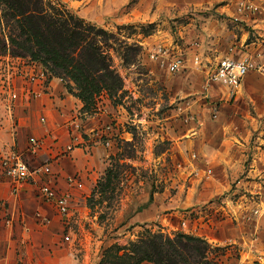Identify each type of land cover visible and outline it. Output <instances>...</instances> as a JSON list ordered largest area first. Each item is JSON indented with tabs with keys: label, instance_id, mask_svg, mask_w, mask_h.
<instances>
[{
	"label": "rangeland",
	"instance_id": "rangeland-1",
	"mask_svg": "<svg viewBox=\"0 0 264 264\" xmlns=\"http://www.w3.org/2000/svg\"><path fill=\"white\" fill-rule=\"evenodd\" d=\"M42 1L49 12H69L114 35L98 45L121 88L81 109L65 87L81 103L72 138L85 142L75 146L108 148L85 165L91 179L96 183L107 167L112 179L89 199L68 194L69 213L54 211L58 224L34 214L45 237L20 219L6 224L10 215L0 203V264H264V0ZM5 10L0 1V107L6 110V73L15 92L30 84L15 72L27 76L40 67L53 75L49 65L12 51ZM158 45L179 52L184 68L171 72L151 59ZM229 48L254 62L230 97L208 83L205 65ZM60 80L77 92L64 74ZM103 109L104 120L85 132L86 119ZM101 127L107 134L98 133ZM50 160L42 156L37 164L51 166ZM58 175L68 188L78 176Z\"/></svg>",
	"mask_w": 264,
	"mask_h": 264
},
{
	"label": "crops",
	"instance_id": "crops-1",
	"mask_svg": "<svg viewBox=\"0 0 264 264\" xmlns=\"http://www.w3.org/2000/svg\"><path fill=\"white\" fill-rule=\"evenodd\" d=\"M49 89L50 91L39 96L24 95L18 100L12 113L13 116L0 107V156L7 154L10 150H15L30 166L38 165L37 160L45 156L51 159L54 181L59 189L73 196L85 198L95 184V179H91V174L85 165L106 156L108 148L105 145L89 144H87L88 148H85L87 150L81 146L76 147L75 144L78 142H85L81 136L76 139L72 138L76 130L71 124L75 121L74 117L77 118L76 110L81 103L79 99L68 93L60 78L52 76L49 80ZM95 115L86 119L85 124L87 122L89 124L84 125L85 132L89 133L93 125L99 124L101 119L104 120V109ZM103 123L105 124V121ZM31 137L40 138L42 142L35 152L29 149V138ZM67 144H71L72 148L64 154L57 155L58 150H65ZM59 173L61 175L77 173L74 186L68 188L66 181L58 175ZM41 181L38 179L36 183L30 182L13 196L8 192V181L0 177V203L5 204L4 209L6 208L5 211L12 220L13 218L20 219L23 223L22 227L28 226L29 231L36 229L35 232L45 237L48 235L47 230L38 227L32 219L34 214L39 213L49 218L51 225L58 224L59 217L39 196L38 185ZM17 223L16 221L14 224ZM10 263L15 262L11 260Z\"/></svg>",
	"mask_w": 264,
	"mask_h": 264
},
{
	"label": "trees",
	"instance_id": "trees-1",
	"mask_svg": "<svg viewBox=\"0 0 264 264\" xmlns=\"http://www.w3.org/2000/svg\"><path fill=\"white\" fill-rule=\"evenodd\" d=\"M0 1L6 8V20H12L13 35L8 38L12 51L17 55L27 54L31 59L49 65L51 71L47 70L53 76L62 79L64 74L73 81L77 92L71 91L67 84L64 86L81 100V109L93 105L101 92L113 94L121 88L120 76L112 69L105 51L98 45L99 41L106 42L114 37L112 33L86 24L69 12H49L42 0ZM4 46V39L0 37V47ZM110 171L109 167L105 169L90 195L109 187L112 179Z\"/></svg>",
	"mask_w": 264,
	"mask_h": 264
},
{
	"label": "built area",
	"instance_id": "built-area-1",
	"mask_svg": "<svg viewBox=\"0 0 264 264\" xmlns=\"http://www.w3.org/2000/svg\"><path fill=\"white\" fill-rule=\"evenodd\" d=\"M149 53L151 59L156 61L160 66H164L171 72L179 71L184 68L185 60L179 52L169 51L161 45L152 48ZM195 62H201L199 56H195ZM207 67L206 75L207 81L210 84H216L225 91L228 97L233 96L238 87L242 84L248 72L254 68V62L249 56H235L232 48H229L221 56H216L213 61L208 60L205 63ZM14 77H19L21 84L22 81L30 83L23 90H17L11 85L10 77L12 74L6 73V81L1 86L5 87L7 96L3 100L7 113L11 115V104L18 102L20 98L28 94L30 96H39L44 89H47L50 76L43 68H37L35 71L30 72L27 76H22L21 72H15ZM52 77V76H51ZM220 89V88H219ZM4 91V90H3ZM20 93V94H19ZM77 127V123L73 124ZM108 127L99 128L98 133L107 134ZM41 139L36 137L29 138V149L35 152L41 145ZM106 144L108 141L106 140ZM71 144L65 146V152L70 150ZM52 167L48 164L29 166L28 163L21 157V154L15 150H10L7 155L0 157V177H4L9 184L8 192L11 195H16L19 191L23 190L27 184L36 183L38 179L42 181L38 185V194L43 201L52 206L53 211L59 215L68 214L71 208V200L67 192L59 191L57 185L51 180L54 177ZM73 176L67 177V182H73ZM40 215L39 213H36ZM44 222H49V218L42 217ZM6 224L12 223V218H6ZM63 241H69L70 235L63 236Z\"/></svg>",
	"mask_w": 264,
	"mask_h": 264
}]
</instances>
